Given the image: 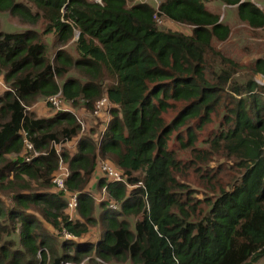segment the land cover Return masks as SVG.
<instances>
[{
    "label": "trees",
    "instance_id": "obj_1",
    "mask_svg": "<svg viewBox=\"0 0 264 264\" xmlns=\"http://www.w3.org/2000/svg\"><path fill=\"white\" fill-rule=\"evenodd\" d=\"M207 1H160L163 17L192 27L185 34L159 26L147 1L0 0V12L28 24L7 32L0 22V79L9 87L0 91V187L8 197L0 196V264L79 263L94 261L92 254L111 264H251L264 255V85L254 79L264 74V60L235 79L241 66L212 45L226 40L230 27ZM217 1L234 6L250 27L264 26V11L252 1ZM75 31L76 58L62 48ZM48 33L58 44L53 56ZM105 77L112 82L103 86ZM59 90L71 108L86 112L107 96L113 116L100 145L95 129L78 136L71 111H29ZM227 95L229 113L210 147L231 159L239 176L211 198L193 200L176 177L180 165L167 141L192 120L199 128L210 122ZM169 101L184 106L166 122ZM22 130L41 152L30 161L21 155ZM76 137V152L62 151L70 169L65 188L77 192L74 219L65 192L52 182L58 157L51 143ZM187 137L193 145L195 133ZM97 151L112 155L126 181L100 177L96 187L107 199L99 204L86 189ZM97 223L100 237L86 240ZM63 230L71 237L57 244Z\"/></svg>",
    "mask_w": 264,
    "mask_h": 264
},
{
    "label": "rangeland",
    "instance_id": "obj_2",
    "mask_svg": "<svg viewBox=\"0 0 264 264\" xmlns=\"http://www.w3.org/2000/svg\"><path fill=\"white\" fill-rule=\"evenodd\" d=\"M142 1L145 0H134V2ZM250 1L255 3L258 7H261L264 11V0ZM147 2L153 4L152 0H147ZM206 4L207 7L215 11L219 17L223 15L221 20L226 22L230 27V34L228 38L224 41L214 40L212 45L214 48L221 51L225 56L230 57L238 62V64L241 66V70L236 72L234 77L241 82L246 78V74L248 73L249 68L253 66L255 59L261 58L264 60V26L259 28L250 27L246 22L239 19L234 6L228 7L221 4L217 0H208ZM0 22L2 30L7 32H16L21 30V27L23 28L24 26L28 25L20 22L17 17L2 12H0ZM158 24H160L159 26L161 27L174 31H180L185 34H190L192 29V27L188 24L175 22L166 17H162V21ZM41 25V23L37 24L38 27L42 28ZM43 38H46L50 41L47 49V55L53 56L56 48L58 47V44H56V35L53 33H48L44 35ZM76 38L77 31H75L72 40L69 42L70 44L64 45L62 47L74 58L77 57V52L75 51L72 43L74 40H76ZM212 65L214 66V63H212ZM68 74L81 77L79 76L80 74L74 69H71ZM254 79L258 85H264V77H262L261 74H255ZM111 82V78L105 77L103 86L108 85ZM228 95L226 98H224L225 100H221L216 111L211 114L210 122L199 128L197 126V120H192L184 127L178 129L177 131H173L167 141V148L172 151L175 159L180 165V171L177 172L176 177L178 181L183 183L184 187L190 191V194L193 195V200L200 199L204 196L211 198L213 193L219 187L229 186L239 176V170L236 168V165L233 163V161L231 159H227L224 154H221V152H213L210 147V142L215 137V134L218 133L221 127L225 125L223 123V114L229 113V111L224 105L230 104L231 100ZM169 102L172 104V106L168 108L165 113H163V117L166 122L172 120L177 112L184 106V102L182 101ZM66 106L71 107L69 104H66ZM109 110L110 107H108V112ZM29 111L33 112L36 117H46L52 116L58 110L49 106L45 100L39 99L29 108ZM80 111L83 114L84 120L88 124L94 122V117L90 115V112H86V110L82 108ZM109 115L112 118L113 115L111 112H109ZM189 131H193L196 136V141L193 145H189L187 142V134ZM63 147L68 153H75L76 139L74 141L68 142L65 145H61L62 150ZM96 156V167L103 160H107L116 166L111 158L112 155H110V157L106 155L102 156L97 151ZM8 157L13 158L14 155H8ZM202 157L206 158L205 161L200 160ZM96 167L86 189L93 193L96 204H99L101 201H106L107 197L103 189H97L96 187V181L102 177V174L98 172ZM138 185H141V183L139 182ZM132 187L134 186H129L130 189ZM51 188L54 189L53 187ZM6 194L7 193L2 191V188L0 187V196L6 202H8V197ZM115 205L118 207V204ZM69 216L74 219L79 218L75 211L72 213L69 212ZM95 217H97V213H95ZM135 218L136 217H130V220L133 221ZM45 226L48 229H51L46 223ZM101 232V224L97 223V225L91 226L89 232L83 237L86 240L94 241L96 238L100 237ZM62 238L67 239L62 234L57 235L55 238L57 244ZM89 258L90 257H88V259L86 258L82 260L79 263L72 261L70 262L73 264H111L103 261L102 259L94 257L93 254L91 255V258H93L94 261H90ZM251 264H264V255Z\"/></svg>",
    "mask_w": 264,
    "mask_h": 264
},
{
    "label": "built area",
    "instance_id": "obj_3",
    "mask_svg": "<svg viewBox=\"0 0 264 264\" xmlns=\"http://www.w3.org/2000/svg\"><path fill=\"white\" fill-rule=\"evenodd\" d=\"M96 3L102 4V0H92ZM142 1V2H146ZM154 7H155V14L154 17L156 19V21L158 23H160L162 21V15L160 14V10H159V2L157 0H152ZM262 77H264L263 74H261ZM0 87L3 90L8 89L9 87L6 85V83H4V81L2 79H0ZM47 103L49 106L53 107L54 109L58 110V111H71L74 114V117L76 119V122L78 123L80 130H79V134L78 136H83V135H87L92 129H95V138L97 140V144L100 145L103 136L105 135V133L108 130L109 127V123L111 121V117L109 115L108 112V107H110L111 109V103L109 101V99L107 98L106 95H102L99 99L96 100L95 104H94V108L93 110L90 112V115L94 117V122L88 124L84 118H83V114L81 113L80 109L78 108H71V107H67L65 102L63 101L62 98V94L61 91L59 90L57 93L50 95L47 98ZM81 114V115H80ZM22 142H23V150L21 155H23L24 160L25 161H30L32 157L38 155L39 151H37L34 147L33 144L29 141V139L26 136V132L22 130ZM79 137H76L74 139H71L69 141H67L65 144H67L68 142L74 141ZM61 145H63L61 142L60 143H56V142H52L51 143V148L54 149L57 157H58V165H57V170L55 171L53 178H52V182L54 183V187L55 189H61L65 192V198L67 201V210L72 213L75 211V208L77 206V192H68L65 188V179L69 176L70 174V169L67 165V163L65 162L63 155H62V148ZM97 170L98 172H100L102 174V176H106L108 180L111 181H119V182H126L125 178L123 176V171L122 169L118 168L117 166H114L113 164H111L110 162H108L107 160H103L101 161L98 165H97ZM130 186V185H129ZM110 206L116 207V205L114 203H110ZM61 234L66 237V238H70V234L65 232L64 230L61 232ZM63 264H73L71 262H64Z\"/></svg>",
    "mask_w": 264,
    "mask_h": 264
},
{
    "label": "crops",
    "instance_id": "obj_4",
    "mask_svg": "<svg viewBox=\"0 0 264 264\" xmlns=\"http://www.w3.org/2000/svg\"><path fill=\"white\" fill-rule=\"evenodd\" d=\"M3 90L1 87H0V91Z\"/></svg>",
    "mask_w": 264,
    "mask_h": 264
},
{
    "label": "clouds",
    "instance_id": "obj_5",
    "mask_svg": "<svg viewBox=\"0 0 264 264\" xmlns=\"http://www.w3.org/2000/svg\"><path fill=\"white\" fill-rule=\"evenodd\" d=\"M158 2L160 3V1L158 0Z\"/></svg>",
    "mask_w": 264,
    "mask_h": 264
},
{
    "label": "water",
    "instance_id": "obj_6",
    "mask_svg": "<svg viewBox=\"0 0 264 264\" xmlns=\"http://www.w3.org/2000/svg\"><path fill=\"white\" fill-rule=\"evenodd\" d=\"M77 36H78V33H77Z\"/></svg>",
    "mask_w": 264,
    "mask_h": 264
}]
</instances>
